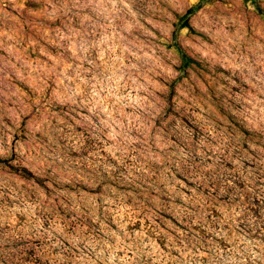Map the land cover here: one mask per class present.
Returning <instances> with one entry per match:
<instances>
[{
	"label": "clouds",
	"instance_id": "clouds-1",
	"mask_svg": "<svg viewBox=\"0 0 264 264\" xmlns=\"http://www.w3.org/2000/svg\"><path fill=\"white\" fill-rule=\"evenodd\" d=\"M37 3L41 6L38 13L25 10L27 24H6L0 30V59L7 65L6 70L0 69V79L10 86L0 88V209L12 206L11 215L0 222V264H82L87 259L83 249L91 247L81 225L89 216H95L97 206L81 217L65 220L63 229L57 231L53 227L54 218L59 217L56 197L65 180L74 186L77 179H85L82 167H76V157H80L81 166L84 152L98 157L99 141L108 135L106 122H93L91 101L85 104L89 84L96 77H103L105 69L102 59L84 49L82 56L72 59L73 64L81 61L78 67L88 77V82L73 77V82L84 84L82 92L65 83L66 77L55 64L56 70L46 77V83L40 88L32 87L16 64V53L26 51L27 47L37 51V41L31 37L24 39L25 28L41 34L43 21L37 17L52 22L60 19L63 24L67 19L63 10L69 5L80 10L92 7V0ZM120 5L121 19L127 15L135 17L130 3L120 0ZM21 7L16 0H0V16L12 21V10L19 12ZM157 14L169 23L176 20V31H184L177 37L179 43L175 48L167 49L166 45L172 42L168 32L154 35L155 25L153 32L144 29L153 37L155 56L151 67L140 64L139 49L128 52V63L120 70L127 76L126 83L140 82L143 104L136 122L124 125L120 134L127 141L125 150L104 166L107 175L101 179L109 184L143 186L149 197L155 192L152 198L158 199L167 195L160 188L165 183L160 174L171 176L173 171L180 172L193 181L198 191L207 190L203 201L192 197L185 201L190 225L204 229L202 239L207 250L202 264H230L232 260L235 264H256L264 258V245H259V254H253L234 241L238 239L237 232L246 230L249 235L264 237V183L258 185L259 204L246 200V192L251 188H240L237 183L244 175L239 162L249 160L250 153L251 162L257 166V178L264 181V147H259L264 145V0H158ZM84 19L90 17L85 15L81 22ZM51 31L58 34L54 27ZM56 55L60 56L59 50ZM71 58L65 51L63 59ZM221 84L227 85L223 90L227 102L217 111L207 106L205 86L214 88ZM201 104L206 106L201 109L199 126H192L187 141L174 138V127L181 123L177 117L182 118L185 110H194ZM48 108L59 111L63 119L49 120L44 127H37L35 118ZM86 108L89 114H85ZM168 111L173 115L165 119ZM203 114H207V120ZM76 126H81L79 134L73 131ZM16 133H23L19 140L14 138ZM229 160L235 163L227 170L224 165ZM44 182L52 189L51 198L41 200L36 192ZM224 195L228 202L222 199ZM112 203L106 200L99 205L108 206L105 215L111 211ZM218 206L230 207L232 213L213 215ZM25 215L27 219L23 218ZM223 240L232 242V248L227 244L218 247Z\"/></svg>",
	"mask_w": 264,
	"mask_h": 264
},
{
	"label": "rangeland",
	"instance_id": "rangeland-1",
	"mask_svg": "<svg viewBox=\"0 0 264 264\" xmlns=\"http://www.w3.org/2000/svg\"><path fill=\"white\" fill-rule=\"evenodd\" d=\"M125 2L130 3L135 17L127 15L121 19L123 13L120 10V0H92V7L83 10L71 8L69 5L63 10L67 17L63 24L60 19L52 22L43 20V17H37L43 21L41 34H36L35 29L28 28H25L23 33L24 39L31 37L33 41L38 42L37 51L33 52L31 47H27L26 51L15 54L19 56V60L16 61L17 67L35 88L42 87L46 83V77L53 75L56 70L53 67L55 64L61 68L63 77H66L65 83L71 84L76 92H82L84 84L73 82V77L79 76V80L83 82H88V77L78 67L81 61L77 60L76 64H73L72 59L82 56L84 49L93 51L98 60L102 59L105 69L103 77L98 76L89 84L87 88L89 99L85 101V104L88 105L91 101L90 115H95L93 122H106L105 131L108 135L101 137L99 141L100 155L98 157L93 158L88 152H84L83 166L78 163L80 157H76V167H82L81 175L85 179H77L74 186L73 183L65 180L63 186L57 190L59 217L54 218L53 227L60 231L64 227L65 220L81 217L83 212L92 210L95 205L97 206L95 216H89L81 225L87 243L91 247V250L83 249L87 259L82 264H196L197 261L202 264L205 259L203 253L207 250L206 241L202 239L204 229L195 224L190 225L185 215V201L189 197L203 201L207 190L201 193L191 179L178 171H173L171 176L167 173L160 174L159 178L165 182L160 184V188L167 195H161L158 199L152 198L156 196L155 192H152V197H149L143 186L136 188L130 184H109L101 179L107 175L103 171L104 166L114 156H119L120 152L125 150L127 141L123 140L120 134L125 130L124 125L131 126L136 122L143 104L140 82L136 85L131 84L130 81L126 83L127 76L120 70L128 63L126 59L128 52L139 49L137 55L141 57L140 64L151 67L155 56L153 37L147 35L144 29L153 32V25H155L154 35L168 32L172 42L166 45L167 49L175 48L179 43L177 37L184 31L183 28L176 31V20L169 23L166 17L162 18L157 14L158 0H125ZM16 3L22 6L20 11L12 10V21H7L6 17L0 16V30H3L6 24L8 26L27 24L28 15L25 10L38 13L41 7L37 0H16ZM74 13L78 14L74 15ZM85 15L90 19H84L81 22ZM137 21H139L138 24ZM148 21L152 23L149 24ZM53 27L58 29V34L51 31ZM137 29H140L139 34ZM133 37H135L134 40ZM133 44L135 48H132ZM57 50L60 53L59 57L56 55ZM65 51L69 53L71 59H63ZM4 55L7 56L9 53ZM0 69H7L3 59H0ZM2 76L3 72H0V77ZM9 87L6 81L0 79V88ZM205 87L208 88L207 106L220 111L227 102L223 91L226 90L227 85H216L214 88L206 85ZM60 99L63 100L64 97L60 96ZM205 106L201 104L194 110H185L182 118L177 117L181 123L174 127V138L178 137L182 141H187L192 126H199L201 109ZM85 114H89L87 108ZM171 115L173 112L168 111L165 119ZM203 115L207 120V114ZM35 119L37 127H44L47 121H59L63 117L56 109L48 108ZM9 126L11 127L10 123ZM73 131L79 134L81 126H76ZM22 135L23 133H16L14 138L19 140ZM110 136L115 139H110ZM9 139H13V136ZM131 139L135 140V136ZM249 155V160L239 162L240 170L244 172V175L237 183L240 188L246 185L251 188V191L246 192V200L259 204L258 185L264 181L257 178V166L251 162V153ZM104 157L108 159L102 160ZM234 163L229 160L224 165L225 169L230 170ZM90 164L94 167H88ZM173 176L175 179H172ZM253 180L255 183L250 184L249 181ZM51 191L47 182H44L39 185L36 196L41 200L45 197L51 198L49 195ZM222 199L228 202L226 195L222 196ZM106 200H111L113 203L110 206L111 211L105 215V208L108 206L105 205L102 208L99 205ZM11 209V205L0 209V222L11 215ZM32 211L35 212V209ZM231 213L230 207L221 209L218 206L213 215L227 216ZM23 218L27 219V215ZM243 227L241 225V228ZM235 235L238 239L234 242L241 248L247 247L253 254L261 252L259 245H264V237L258 234L249 235L248 230L243 233L237 232ZM216 240L220 241L221 237L217 236ZM224 244H227L228 248L233 246L229 240H223V243L217 246L223 248ZM230 264H235V261H230ZM245 264L248 262L245 261ZM256 264H264V258L256 261Z\"/></svg>",
	"mask_w": 264,
	"mask_h": 264
}]
</instances>
